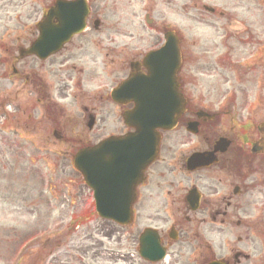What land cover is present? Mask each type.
<instances>
[{"label": "flooded vegetation", "instance_id": "obj_1", "mask_svg": "<svg viewBox=\"0 0 264 264\" xmlns=\"http://www.w3.org/2000/svg\"><path fill=\"white\" fill-rule=\"evenodd\" d=\"M221 9L206 11L209 15L202 18L214 21L217 33L230 15ZM174 13L187 18L182 29L188 34L187 0H0V51L9 59L2 74L10 85L0 91V108L7 101L14 107L6 118L21 151L26 142L35 146L42 133L50 135L42 148L93 146L126 134L127 128H119L120 116L135 108L137 95L113 92L127 80H143L149 66L158 63L145 61L146 56L163 47L168 34L178 37L183 62L177 83L185 111L176 128L162 132L161 150L144 180L124 193L116 176L99 175L90 185L80 179L81 185L66 193L67 206L80 211L76 220L92 226L95 261L264 264V39L247 26V35H234L238 41L229 48L236 63L230 77L221 45L209 41L196 47L192 38L184 42ZM79 21L85 22L83 29L58 52L46 57L49 45L35 46L42 27L46 35H59L67 31L63 26ZM228 57L233 61L232 54ZM106 121L114 131L106 132ZM95 185L104 191L105 204L126 203L134 195L133 225L121 228L125 240L132 241L129 248L99 247V235L111 241L118 227L98 226L112 221L97 215ZM146 229L159 239L163 258L139 256Z\"/></svg>", "mask_w": 264, "mask_h": 264}, {"label": "rangeland", "instance_id": "obj_2", "mask_svg": "<svg viewBox=\"0 0 264 264\" xmlns=\"http://www.w3.org/2000/svg\"><path fill=\"white\" fill-rule=\"evenodd\" d=\"M190 7L189 22L191 30L186 34V30L182 29L187 18H182L177 13H174V21L182 30L184 42L192 38L197 42L196 47H205L210 39L212 42L218 39V43L223 45L222 52L228 50V45L235 43L234 39L225 41L223 38V30L218 33L214 28V21H202L205 19L204 14L209 15L204 10V4H210L214 7H220L230 12H236L237 16L243 17L244 14L250 16L251 11H259L263 8L264 0L258 3V0H187ZM196 2V4H195ZM195 4V6H194ZM257 14H260L258 12ZM225 16V15H224ZM210 17V16H209ZM198 18L201 20L194 21ZM229 18V16H228ZM260 18L262 16L260 15ZM216 19V17H214ZM255 24L252 27L260 29L262 25L258 23L259 19H254ZM137 34L135 29L130 32ZM142 31H144L142 29ZM209 32H212L209 34ZM147 34L146 31H144ZM243 34V33H242ZM241 34V35H242ZM211 42V41H210ZM12 43V42H11ZM13 44V43H12ZM0 50H4V42H0ZM197 50V49H195ZM8 64V58L3 56V51H0V91L3 87H10L4 83L3 68ZM228 75L231 77L234 72V66L227 65ZM14 111L10 101L0 108V264H108L107 261L99 259L95 261L92 258L90 250L93 239L89 237L91 226L79 225L70 230L71 214L73 209L68 210L62 206L60 202L64 199V193H59L60 196L54 197L51 203L43 202V196L40 195V188H43V178H33L32 174H36V166H40V175H43L48 180L53 173L58 174L61 182L68 181L75 173L71 162V155L79 148V146L68 145H51L47 148H42L45 140L50 136L47 133L37 134L36 145L30 146L27 142L23 146V151L20 150L17 142V133L12 131L11 125L8 124L6 115ZM14 125V124H13ZM107 131L112 128L107 127ZM49 133V131H48ZM23 142V141H21ZM25 162L23 170L24 174L28 173L25 178H21L20 169L21 163ZM33 162V164H32ZM31 173V174H29ZM47 183V181H46ZM31 184L35 191L30 192L27 186ZM71 184L58 183L57 188L69 187ZM19 190V192H18ZM24 197H41L39 203L40 213L35 214L34 210L26 211L22 214L12 213V206L17 207L18 203L23 202L25 207L33 208V200H23ZM9 205V208H8ZM46 230L47 240L43 241L40 246H34L36 242V234ZM118 231V230H117ZM114 233V241H109L102 235H99L103 240V248H129L132 241H126L124 233ZM133 231L138 232V228ZM122 238L119 240V237ZM32 250L28 256L20 259V253L25 249ZM29 250V251H30ZM103 258V257H102Z\"/></svg>", "mask_w": 264, "mask_h": 264}, {"label": "water", "instance_id": "obj_3", "mask_svg": "<svg viewBox=\"0 0 264 264\" xmlns=\"http://www.w3.org/2000/svg\"><path fill=\"white\" fill-rule=\"evenodd\" d=\"M71 28H74L73 26ZM73 31H68L67 33H63L59 35L58 42L54 43L55 48L51 50V52L58 50V48L61 46L62 43L67 41L72 36ZM167 48L170 49V44L167 45ZM165 49V48H164ZM163 49V50H164ZM162 50V51H163ZM181 64V61H180ZM159 98V97H158ZM182 104L181 102L178 103H171L166 104L165 102L157 103L150 105L148 107H139L138 110H141V118L136 116V118L131 119L129 121V124L133 125L137 128L136 133L130 137L133 141H137V139H143L144 137H147V135H152L154 137V141L149 145L148 150V156L143 160L142 163V169L145 168L152 160H154V157L158 151V145H159V139L157 130L160 127L163 128H169L171 127V123H175L176 117L178 113L181 111ZM132 142V141H131ZM105 146V145H102ZM118 149V147H116ZM99 153H103L106 150H104V147H101L98 149ZM80 154H84V151ZM102 159H106L107 157H102ZM80 170L83 171V173L86 172V168L82 167ZM131 209V204L128 206H110V207H100L99 211L105 216H112L114 217L118 222L121 223H129V213ZM131 217V215H130Z\"/></svg>", "mask_w": 264, "mask_h": 264}]
</instances>
